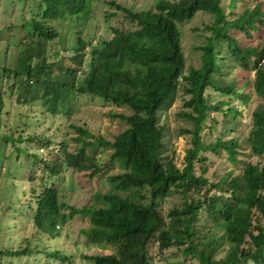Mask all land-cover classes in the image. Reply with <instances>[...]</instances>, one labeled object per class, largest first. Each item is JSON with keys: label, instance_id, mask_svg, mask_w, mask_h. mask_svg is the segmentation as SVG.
I'll return each instance as SVG.
<instances>
[{"label": "trees", "instance_id": "1", "mask_svg": "<svg viewBox=\"0 0 264 264\" xmlns=\"http://www.w3.org/2000/svg\"><path fill=\"white\" fill-rule=\"evenodd\" d=\"M10 1L19 5L25 0ZM33 1L34 17L6 27L5 31L15 32L3 43L0 34V129L5 97L13 91L18 93L20 105L43 102L48 114L69 111L77 95L98 97L132 112L112 113L128 124L113 143L102 138L87 141L93 136L74 127L79 134L75 141L81 144L75 153L68 152L63 143L62 153L55 159L47 154L46 159L37 160L35 155L34 163H40L49 177L45 185L64 168H94L93 173H99L95 157L86 154L87 148L111 147L113 160L124 171L108 178L112 186L100 196L102 207L72 209L69 215L64 213L67 206L59 191L44 188L35 198V209L26 206V210L35 211L36 239L47 235L50 241H57L69 217L79 213L91 221V228L85 231L89 241L114 251L87 257L92 264H151L149 246L155 243L161 252L174 247L186 261L198 264H264V163L247 162L240 176L230 171L217 181H212L207 169L222 151L228 153L227 161H239L238 148L243 145L235 138L217 137L216 132L235 131L241 112L234 102L249 106L252 94L246 90L251 82L257 104L250 114L252 127L245 144L251 157L264 156V47H244L229 34L235 30L251 38L252 31L258 32L259 25L264 26V4L257 2L236 18L231 12L230 18L221 0H154L155 11L141 12L114 1L109 4L137 27L113 29L110 40L93 46L82 32L94 4L103 0ZM237 1L230 0L229 7L234 9ZM199 12L210 13L215 20L207 27V44L197 48L202 51L200 68H192L186 75L180 24ZM78 25L82 30L73 33L71 41L60 37L59 28ZM19 28L25 32H16ZM56 41L64 52H55L52 60L47 56L48 44ZM225 52L231 57L229 63ZM230 65H239L245 72L253 70L254 79L245 78L240 86L236 80L226 81L224 68ZM181 86L190 97L180 114L194 124L193 130L186 131L192 137V147L186 151L183 169L176 167L173 157L165 159V152L172 147L165 110ZM14 135L11 132L3 137L0 131V143L4 140L16 146L36 141L38 149L52 144ZM17 153L24 151L17 147ZM25 153L29 155L28 150ZM171 197L180 204L166 211L165 203ZM31 244L26 240L24 248L1 251L0 256L32 255ZM35 252L61 262L71 260L59 247L42 251L36 245Z\"/></svg>", "mask_w": 264, "mask_h": 264}, {"label": "rangeland", "instance_id": "2", "mask_svg": "<svg viewBox=\"0 0 264 264\" xmlns=\"http://www.w3.org/2000/svg\"><path fill=\"white\" fill-rule=\"evenodd\" d=\"M114 1L133 12L155 11L156 9L154 0H103L96 2L94 4L95 17L87 22V26L82 32L85 38L91 40L93 46L99 42L110 40L114 34L113 29L126 31L135 30L137 27L131 19H126L123 16L122 11L109 4ZM257 2L264 4V0H238L235 8L231 9L229 7L230 0H221L222 6L226 7L225 13L230 15V18H232L231 12H233V18H236L246 8L250 6L252 8ZM32 5H35L33 0H25L19 5L14 1L0 0V34L3 35L4 39L2 43L15 32L5 31L6 27L10 24L21 25L34 17L35 9L32 8ZM114 13H117V16H112ZM214 20L215 18L210 13L199 12L191 21L180 24L186 75L192 68H200L202 51L197 48L207 44V38L210 36L207 27L211 26ZM259 27L258 32H251V38H246L245 35L235 30H231L229 34L234 36L244 47L253 46L261 49L264 47V26L259 25ZM58 30L60 37L67 38L68 43L71 41L73 33L76 35L77 30L81 32L82 26L59 28ZM19 31L25 32L21 28L17 29L16 32ZM1 45L0 47H2ZM61 46V42H50L47 56L53 60L55 52L62 54L64 51ZM70 55H72L71 51L67 56L70 57ZM223 56L227 59L226 63L231 61L228 52H225ZM65 63H69V61H65ZM223 75H225L226 81L236 80L240 86L243 79H254L255 73L253 70L245 72L239 65L233 67L230 65L225 66ZM251 84L252 82L246 90L247 94H252V101L249 106L243 105L238 100L234 102L237 111L241 112V116L237 117L235 131L228 128L225 133L216 132L217 137L222 135L224 140L235 138L239 144L243 145L238 148L237 158L239 161L237 163L227 161L228 153L225 151H222L219 156H214L207 165L208 176L212 177V181L219 180L224 173L230 171L234 176H240L247 162L264 163V156L251 157L249 147L245 144L252 127L250 114L257 104L253 84ZM9 96L8 98L5 97L6 107L1 122V135L4 137L13 132L15 138L29 136L38 138L43 143L50 141L52 144L49 148L40 146L38 149L39 145L36 141L18 143L16 146L4 140L0 143V252L24 248L26 240L32 241L31 249H33L32 255L0 256L1 262L3 264H92L87 260V257L112 254L114 251L110 246H99L89 241L85 231L91 228V221L79 213L69 217L61 229V237L57 241H50L47 235H41L40 240H37V228L33 221L35 211L33 209L36 207V196L41 194L46 187H54L59 191L60 200L67 206L64 209V213L67 215L71 213L72 209L80 210L90 206L96 209L102 207L100 196L111 190L112 186L109 184L108 178L124 172L113 160L114 150L108 146L94 150L87 148L86 154L95 157V164L100 169L99 173L94 174V168L83 170L64 168L60 175L51 177L53 180L47 185H45V180L49 177L43 170L44 167L40 163H34V160L35 155L38 156L37 160H40L46 159L47 154L55 159L57 155H61L63 143H66L70 153H75L80 149L81 144L79 145L75 141L79 134L74 127H82L93 136V139L87 138V141L102 138L106 142L113 143L115 138L127 128L128 124L112 117V113L130 115L132 112L127 107L117 108L112 103L98 97L77 95L69 106V111L54 115L46 113L43 102L20 105L17 103L18 93L16 91L11 92ZM189 97L181 86L165 110L167 123H169L168 128L172 136V147L165 152V159L173 157L175 165L179 169L184 168L186 151L192 147V137L186 131L193 130L194 124L180 114L184 110V102ZM8 99L10 100L7 101ZM17 147L22 149L24 153L18 154ZM27 150L29 155L25 153ZM121 193L126 194L125 192ZM179 201L176 197L169 198L165 203L166 211L170 207H177L180 204ZM29 204L32 205L33 209L26 210V206ZM167 221L169 220L167 219ZM262 225L264 227V220ZM199 231L198 228V234ZM36 245H39V249L42 251L44 249L52 251L59 247L71 260L61 262V260L48 259L47 256L35 252ZM149 252L152 257L151 264H175L186 261L182 253L174 247L161 252L155 243L149 246ZM184 264L198 263L186 261Z\"/></svg>", "mask_w": 264, "mask_h": 264}, {"label": "clouds", "instance_id": "3", "mask_svg": "<svg viewBox=\"0 0 264 264\" xmlns=\"http://www.w3.org/2000/svg\"><path fill=\"white\" fill-rule=\"evenodd\" d=\"M94 8H95V5H94ZM92 17H95V10H93V12L91 13V16H90V19L89 20H91ZM263 63H264V59L262 60V64Z\"/></svg>", "mask_w": 264, "mask_h": 264}]
</instances>
